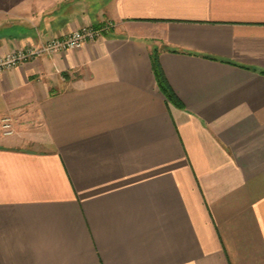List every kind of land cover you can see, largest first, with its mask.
<instances>
[{"label":"crops","instance_id":"crops-1","mask_svg":"<svg viewBox=\"0 0 264 264\" xmlns=\"http://www.w3.org/2000/svg\"><path fill=\"white\" fill-rule=\"evenodd\" d=\"M88 25L0 70V264H264V0H0V57Z\"/></svg>","mask_w":264,"mask_h":264},{"label":"built area","instance_id":"built-area-1","mask_svg":"<svg viewBox=\"0 0 264 264\" xmlns=\"http://www.w3.org/2000/svg\"><path fill=\"white\" fill-rule=\"evenodd\" d=\"M105 30L106 27L88 25L73 30L63 38L53 37L46 40L38 47L28 46L26 48H17L7 55L0 57V70L16 67L27 60L43 54H55L62 51L80 49L86 42L96 41L101 38ZM3 129L7 135L13 133L9 118L3 119Z\"/></svg>","mask_w":264,"mask_h":264},{"label":"trees","instance_id":"trees-1","mask_svg":"<svg viewBox=\"0 0 264 264\" xmlns=\"http://www.w3.org/2000/svg\"><path fill=\"white\" fill-rule=\"evenodd\" d=\"M158 56H159L158 51L155 50L154 54H153V66H154L155 74L157 76V80L159 82V86L161 87L162 91L165 93L169 102L174 103L176 105H180L179 100L177 99L176 95L174 94V92L170 88L163 72L159 68Z\"/></svg>","mask_w":264,"mask_h":264},{"label":"rangeland","instance_id":"rangeland-1","mask_svg":"<svg viewBox=\"0 0 264 264\" xmlns=\"http://www.w3.org/2000/svg\"><path fill=\"white\" fill-rule=\"evenodd\" d=\"M10 122H11V120H10Z\"/></svg>","mask_w":264,"mask_h":264}]
</instances>
